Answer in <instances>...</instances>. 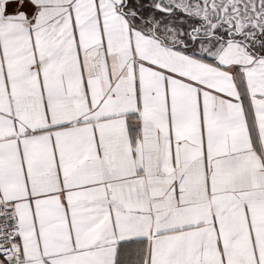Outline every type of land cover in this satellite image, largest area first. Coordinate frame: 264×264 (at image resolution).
Segmentation results:
<instances>
[{
  "label": "snow or ice",
  "instance_id": "6c2138e0",
  "mask_svg": "<svg viewBox=\"0 0 264 264\" xmlns=\"http://www.w3.org/2000/svg\"><path fill=\"white\" fill-rule=\"evenodd\" d=\"M0 264H264V0H0Z\"/></svg>",
  "mask_w": 264,
  "mask_h": 264
}]
</instances>
